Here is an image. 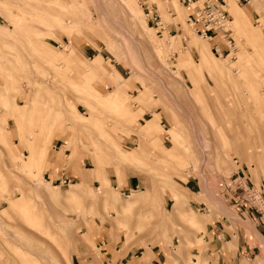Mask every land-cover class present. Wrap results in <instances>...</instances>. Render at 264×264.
Returning <instances> with one entry per match:
<instances>
[{"label":"rangeland","instance_id":"rangeland-1","mask_svg":"<svg viewBox=\"0 0 264 264\" xmlns=\"http://www.w3.org/2000/svg\"><path fill=\"white\" fill-rule=\"evenodd\" d=\"M71 1L0 0V264H264L235 252L236 233L216 248L207 233L225 215L264 245L220 195L237 168L264 178V55L254 65L247 43L264 47V0H224L229 44L192 30L179 0H145L161 27L139 0ZM94 58L120 73L124 108L91 95L113 89L85 74ZM40 138L34 175L22 160ZM70 158L88 178L75 188ZM130 174L134 190H121Z\"/></svg>","mask_w":264,"mask_h":264},{"label":"crops","instance_id":"crops-1","mask_svg":"<svg viewBox=\"0 0 264 264\" xmlns=\"http://www.w3.org/2000/svg\"><path fill=\"white\" fill-rule=\"evenodd\" d=\"M70 4L74 5L75 3L70 0L68 5H70ZM243 4H246V3H243ZM80 8H81V6H80ZM82 9L83 8H81V10ZM85 16L87 18L88 15L85 14ZM72 52H73V48L70 51V53H72ZM90 61L93 65V68L90 69L89 72L85 71V74L92 75V74L96 73L99 75V77H103L104 80H105V78H107V80H106L107 82H108V80L113 82V89L110 92H108V94L106 96H102L101 92H99V90H97L96 88H94L93 93L91 95H93L98 102L99 101H105L107 104L108 101L110 100V96L113 94L114 90L118 89L117 96H118L119 100H121V102L123 104V108H124L126 97L123 94V89H124L125 85L120 82V75H119L120 73L119 74L115 73V74L110 76L109 74H106L102 71L103 69L100 65V60H97V58H94V59H90ZM82 70H85L84 67L82 68ZM90 87H91V85H88V87L86 89H88ZM20 107L21 106L14 107L16 114L19 113L18 108H20ZM88 113L90 114V108L88 110ZM129 113H131V112L129 111ZM67 115H69L72 119H74V117L79 118V116H77L75 114H71L69 112H67ZM70 125H71V128H73V127L75 128V127H80L82 124H78L75 121H73V122L71 121ZM2 138H4V137H2ZM41 140L42 139L40 138V139L36 140L33 145L32 144L30 145V147H29L30 155L25 156L26 160H22V163L25 166H29L30 168L35 170L33 172L34 175H39V173L41 172L40 169L39 170L35 169V167H37V165H38L40 155H43V157H44L45 153H46V149H47V147H46V149L44 148L45 151H42L43 149H42L41 145L39 144V142ZM58 151L60 152V150H58ZM51 164H53V161L47 160L43 163L42 168L47 169L48 166ZM67 164L69 166L68 171H70V173H72V174L73 173L76 174L79 178L78 183L73 185V188H75L79 185L85 184V182L87 181L88 178H87L86 174L75 165L74 160L70 158L68 160ZM235 171L242 174L248 181H252L251 179L248 178L246 172L243 171L242 169L237 168ZM62 176L71 180L66 174L63 173V171H60L59 172V178ZM93 177L96 178V176H93ZM119 182H120V189L121 190H124V191H126L127 189L128 190L129 189L134 190L133 186H135V182H134V176L133 175L130 174V175L123 176L120 178ZM101 184H102V186L100 189H98V191L104 195L107 185H106V183H104V181L101 182ZM263 184H264V178L257 185V187H259L260 191H264V185ZM199 203L201 204L202 202H199ZM248 216L254 220V225H255L256 231L259 233L261 239H263V241H264V226L259 222V219L256 216H254V215L253 216L248 215ZM207 233L210 235L209 243H210V246H212L213 248H216L220 245L218 243V241H220L219 240L220 238H222V237H229L230 238L233 233H236V237L233 238V242H235V250H236L235 252L237 253L239 250H241L240 251L241 253L243 251H245L246 254H248V255H250V254H252V252H254L255 255L260 256L264 262V245L262 246L259 243H257L255 237L252 234L248 235L247 233H244L241 227L233 226V228H232L230 220L225 215H221V219L217 218L212 224H208ZM206 238H208V235H206ZM229 259H230L229 261L232 262V264H235V263L238 264L239 263L238 261L240 258L239 257L236 258L235 256H233Z\"/></svg>","mask_w":264,"mask_h":264},{"label":"built area","instance_id":"built-area-1","mask_svg":"<svg viewBox=\"0 0 264 264\" xmlns=\"http://www.w3.org/2000/svg\"><path fill=\"white\" fill-rule=\"evenodd\" d=\"M138 1V0H137ZM186 9L185 21L191 26V29L202 37L210 39L216 34H220L222 38L229 44L232 40L229 35L228 19L229 12L226 9L224 0H179ZM236 2L246 3L248 0H235ZM144 6L145 14L151 11L149 21L156 27H161L158 22L156 7L151 2L139 0ZM149 7V8H148ZM264 36V29H263ZM217 51V47H213ZM221 187L223 200L234 206L239 214H252L259 219L264 226V191H260L252 181H248L242 174L232 172ZM58 182L67 183L70 180L66 177L58 178ZM264 185V184H263ZM200 209L206 208L204 204L198 206Z\"/></svg>","mask_w":264,"mask_h":264},{"label":"bare ground","instance_id":"bare-ground-1","mask_svg":"<svg viewBox=\"0 0 264 264\" xmlns=\"http://www.w3.org/2000/svg\"><path fill=\"white\" fill-rule=\"evenodd\" d=\"M169 1V0H168ZM249 1V0H248ZM180 11V10H179ZM229 21H228V24H227V26H228V29H230V24H231V17L228 19ZM252 37V36H251ZM247 43L249 44L248 46H250V48H251V53H250V55H249V59H252V61L254 62V65H256V66H261V63H260V59H261V56H263L264 55V47L263 46H261L260 48L259 47H257V45L255 44V41H253V39H251V38H248V40H247ZM257 43V42H256ZM261 44V43H260ZM194 50L195 49V51L197 52V57H198V59H203V58H205V51L203 50V47H201L200 45H199V43L196 41V40H192V42L190 43V50ZM181 58L183 59V60H186V58L188 59V58H190V55L188 54V56L186 55V54H184L183 56H181ZM262 62V61H261ZM201 68L202 69H205L207 72H209V73H211V74H214V75H216V76H218V77H224L225 78V76L223 75V73L222 72H216V71H213L211 68H209V66L207 65V62H205V61H203V63L201 64ZM200 68V69H201ZM201 69V70H202ZM263 69V71H264V68H262ZM261 70V69H260ZM230 80V79H229ZM223 85H224V83H222ZM117 93H118V89H115L114 90V92H113V94L110 96V101L112 102V103H116V101H118L119 100V98H118V96H117ZM74 116V115H73ZM139 154V153H138Z\"/></svg>","mask_w":264,"mask_h":264}]
</instances>
